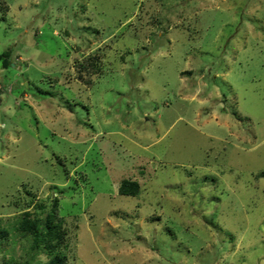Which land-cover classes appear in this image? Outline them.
Listing matches in <instances>:
<instances>
[{
  "label": "rangeland",
  "instance_id": "obj_1",
  "mask_svg": "<svg viewBox=\"0 0 264 264\" xmlns=\"http://www.w3.org/2000/svg\"><path fill=\"white\" fill-rule=\"evenodd\" d=\"M6 51L0 264L56 201L66 264H264V0H0Z\"/></svg>",
  "mask_w": 264,
  "mask_h": 264
},
{
  "label": "trees",
  "instance_id": "obj_2",
  "mask_svg": "<svg viewBox=\"0 0 264 264\" xmlns=\"http://www.w3.org/2000/svg\"><path fill=\"white\" fill-rule=\"evenodd\" d=\"M11 55L12 51H6L3 54H0V64L3 68H8L11 65ZM81 67L88 72H92L91 69L97 72L93 67V64H84ZM140 188L138 182L125 180L122 182L119 190L121 195L137 196L140 192ZM57 207L58 202L56 201L54 203L53 212L48 214L44 219L34 218L30 213L24 214L19 223L18 229L24 233V236L30 235L32 249L36 250L44 247L50 254H52V261L50 264H66V259L60 251L66 233L63 230V221L59 216ZM1 234L4 237L7 235L6 232H1L0 235ZM25 264L31 263L26 262Z\"/></svg>",
  "mask_w": 264,
  "mask_h": 264
}]
</instances>
